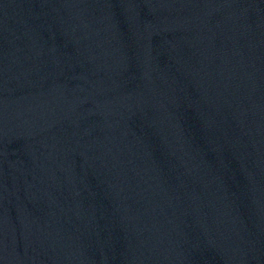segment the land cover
Segmentation results:
<instances>
[{"label": "water", "instance_id": "1", "mask_svg": "<svg viewBox=\"0 0 264 264\" xmlns=\"http://www.w3.org/2000/svg\"><path fill=\"white\" fill-rule=\"evenodd\" d=\"M0 264H264V0H0Z\"/></svg>", "mask_w": 264, "mask_h": 264}]
</instances>
